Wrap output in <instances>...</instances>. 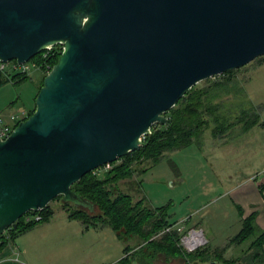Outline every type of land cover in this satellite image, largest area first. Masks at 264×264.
<instances>
[{
  "label": "water",
  "instance_id": "water-1",
  "mask_svg": "<svg viewBox=\"0 0 264 264\" xmlns=\"http://www.w3.org/2000/svg\"><path fill=\"white\" fill-rule=\"evenodd\" d=\"M62 44L0 138V235L142 146L195 84L264 55V0H0V61Z\"/></svg>",
  "mask_w": 264,
  "mask_h": 264
},
{
  "label": "trees",
  "instance_id": "trees-1",
  "mask_svg": "<svg viewBox=\"0 0 264 264\" xmlns=\"http://www.w3.org/2000/svg\"><path fill=\"white\" fill-rule=\"evenodd\" d=\"M62 47V44H57L53 47L52 54L42 58V53H39L33 60L43 67L44 63L48 64L50 70L57 62ZM46 73L48 72L41 74L38 91L43 85ZM233 75L234 70H231L207 78L203 84H195L165 113V124L152 125L151 133L143 137L139 149L109 163L110 167L102 175L91 171L71 185L70 188L85 203L63 201L67 217L79 220L84 229L91 226L110 227L117 238L126 243L120 264H132V260H135L136 264H154L156 257L161 254L181 258L184 264H264V229L257 226L255 212L241 219L240 230L230 237L225 245L215 248L206 245L186 253L178 245L177 229L164 231L175 224L167 218L164 207H149L144 198L135 199L128 193L113 190V185L132 177L134 165L148 161L149 165L140 169L145 172L159 163L167 151L179 150L195 142L207 128H210L211 137L216 141H229L254 126H264V119H261L254 107H243L240 103L232 105V102L225 104L230 101L231 96L230 92L225 96L223 94L229 90L230 83L234 80ZM29 77L22 74L8 75L0 71V87L7 83H21ZM34 109L35 103L32 109L27 110L23 120L29 117ZM16 125L17 123L14 127ZM235 127L237 133L232 135ZM58 197L62 195H58L54 200ZM237 208L241 214L240 207ZM53 213V208L46 205L40 210L23 214L0 235V252L9 240H15L32 227L49 221ZM35 215H39L40 219L26 220L28 216ZM129 238L137 240L135 245L127 243ZM244 242H247L245 248L239 247L234 254L225 256L228 248L238 247Z\"/></svg>",
  "mask_w": 264,
  "mask_h": 264
},
{
  "label": "rangeland",
  "instance_id": "rangeland-1",
  "mask_svg": "<svg viewBox=\"0 0 264 264\" xmlns=\"http://www.w3.org/2000/svg\"><path fill=\"white\" fill-rule=\"evenodd\" d=\"M41 74L39 70H33L27 80L0 87V117L3 120L9 113L15 114L34 107ZM233 76L234 80L228 85L229 90L223 94L225 96L230 92L231 96L230 101L225 104L232 102V105L240 103L243 107L252 106L261 119H264V56L234 70ZM200 82L203 84L204 80ZM10 87L18 95L11 108L6 103ZM209 129H205L192 144L179 150L167 151L159 163L145 172L140 169L147 167L148 161L134 165L135 171L131 178L113 185L115 192L128 193L135 199L144 198L149 207H164L167 218L175 222L174 228L177 231L191 227L201 229L206 242L199 248L206 245L212 248L224 245L229 236L240 230L237 208L232 204L227 190L246 172L258 170V174H261L264 167V126L254 127L247 136L237 140L238 144H235V138L231 139L234 142L230 141L226 146L227 140L216 141L211 137ZM236 133L237 127L233 129L232 135ZM209 138L215 145L210 144ZM256 152L259 154L258 160L255 158ZM104 169L100 166L95 172L102 175ZM62 202V197H58L48 205L54 211L50 218L52 222L71 223L67 230L69 238L65 242V254L45 259L38 251L36 260L41 264H120L126 243L118 239L108 226H91L89 232H83V224L67 217ZM78 227L84 236L78 233ZM136 241L135 238H129L127 243L135 245ZM246 246L247 242H244L238 248L243 249ZM227 250L226 257L230 252V249L229 252ZM134 261L132 260V264H136ZM154 264H184V260L161 254L156 257Z\"/></svg>",
  "mask_w": 264,
  "mask_h": 264
},
{
  "label": "crops",
  "instance_id": "crops-1",
  "mask_svg": "<svg viewBox=\"0 0 264 264\" xmlns=\"http://www.w3.org/2000/svg\"><path fill=\"white\" fill-rule=\"evenodd\" d=\"M9 93L10 95L6 100V103H9V108H11V105H13L12 103L16 101L18 95L15 93L13 87H10ZM10 115L12 114L9 113L4 116L3 121L5 123L9 122ZM253 128H251L248 132H245L240 136L235 137V144H238L237 140L241 139L243 136H247L250 132H252L251 130ZM209 140L210 144L215 145V142L212 141L211 138H209ZM230 141L231 140L227 141L225 146L228 145V142ZM232 142H234V140H232L230 143ZM256 150L258 151L259 149ZM258 155L259 154H257L256 152L255 158L257 160ZM263 170L264 167L261 170V174H258V170H255V172L252 173L246 172L244 176L237 178L235 180V184L227 190L232 204L235 205L236 208L240 207L241 209V214H239L237 208L240 220V227L241 219L255 212V222L257 226L260 229H264V172H262ZM228 177H230V175H228ZM70 224L71 223L68 222L56 223L49 220L27 230L26 232L21 234V236H19L16 240H9L7 245L0 252V264H41L36 260L38 256V251L42 254L43 258L45 259L49 257L52 258L54 256L59 257V255L61 257L65 254L64 246L66 240L69 238V233L67 230ZM90 228L85 229V231L83 228V232H89L91 230ZM77 231L78 233H81V236H84L82 230L79 227ZM230 237H232V235L229 236L228 239ZM221 246H223V244ZM262 247L264 250V245ZM229 249L230 252L228 251ZM238 249V247L228 248L227 251L229 253L227 255L230 256L234 254L236 251H238ZM67 252L69 251L67 250Z\"/></svg>",
  "mask_w": 264,
  "mask_h": 264
},
{
  "label": "built area",
  "instance_id": "built-area-1",
  "mask_svg": "<svg viewBox=\"0 0 264 264\" xmlns=\"http://www.w3.org/2000/svg\"><path fill=\"white\" fill-rule=\"evenodd\" d=\"M55 45L51 46L49 49H45L41 51L40 53H42V58H46L47 55L52 54L51 51ZM34 57H32L31 59H29L28 61L24 63H18V61L15 59L7 60L4 62L0 61V71L8 75L22 74V75H28V76L31 75L33 70H39L41 73L45 71L48 72L50 68L49 65L44 63L45 67L41 66V64L38 63V61L33 60ZM26 115H27V111L21 110L18 113L10 115L9 117L10 120L9 122H6V123L0 117V138L5 139L10 134L12 129L14 128V125L18 123L19 121L23 120V118ZM102 167L105 168L104 170H107L109 167V164L103 165ZM95 171L96 169L94 170V172ZM32 218L35 220H39L40 216L39 215H35L33 217L28 216L26 220L28 221ZM172 228H174V225L172 227H167L164 231H170ZM178 232H179L178 245L183 250L194 251L197 248H199L201 245L205 244L206 242L205 237L202 235L201 229H199L198 227H191L184 231H181L180 229H178Z\"/></svg>",
  "mask_w": 264,
  "mask_h": 264
}]
</instances>
